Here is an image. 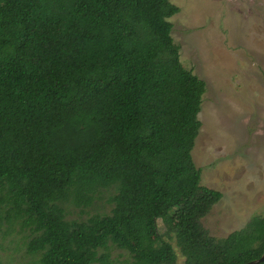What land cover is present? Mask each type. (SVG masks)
<instances>
[{"label":"trees","instance_id":"trees-1","mask_svg":"<svg viewBox=\"0 0 264 264\" xmlns=\"http://www.w3.org/2000/svg\"><path fill=\"white\" fill-rule=\"evenodd\" d=\"M171 0H0V224L45 264H96L109 239L141 264H245L264 212L226 237L202 219L223 192L193 148L205 82L180 58ZM113 190L109 210L89 208ZM77 208L87 217H69ZM154 239L144 235L159 226ZM256 264H264V261Z\"/></svg>","mask_w":264,"mask_h":264},{"label":"rangeland","instance_id":"rangeland-1","mask_svg":"<svg viewBox=\"0 0 264 264\" xmlns=\"http://www.w3.org/2000/svg\"><path fill=\"white\" fill-rule=\"evenodd\" d=\"M180 11L169 18L180 58L206 84L199 118L202 125L192 154L202 170V184L223 192L202 219L209 232L226 237L264 212V0H171ZM105 190L90 213L111 208ZM69 217H87L79 209ZM146 240L165 232L162 219ZM30 231L0 224V264H45L30 253ZM179 264L185 256L174 234L170 239ZM96 264H141L138 253L109 239Z\"/></svg>","mask_w":264,"mask_h":264},{"label":"water","instance_id":"water-1","mask_svg":"<svg viewBox=\"0 0 264 264\" xmlns=\"http://www.w3.org/2000/svg\"><path fill=\"white\" fill-rule=\"evenodd\" d=\"M262 261H264V253H263V255L261 256V258L256 259V260H252V261L247 262V263H245V264H256V263H258V262H262Z\"/></svg>","mask_w":264,"mask_h":264}]
</instances>
